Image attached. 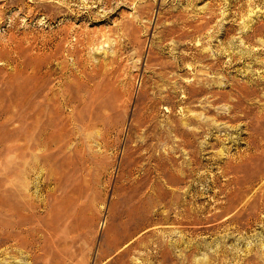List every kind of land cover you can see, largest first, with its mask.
Segmentation results:
<instances>
[{
	"label": "rangeland",
	"instance_id": "rangeland-1",
	"mask_svg": "<svg viewBox=\"0 0 264 264\" xmlns=\"http://www.w3.org/2000/svg\"><path fill=\"white\" fill-rule=\"evenodd\" d=\"M0 103V264H264V0H0Z\"/></svg>",
	"mask_w": 264,
	"mask_h": 264
},
{
	"label": "bare ground",
	"instance_id": "bare-ground-1",
	"mask_svg": "<svg viewBox=\"0 0 264 264\" xmlns=\"http://www.w3.org/2000/svg\"><path fill=\"white\" fill-rule=\"evenodd\" d=\"M255 87V86H254ZM254 89V88H253ZM259 94V93H258ZM257 94V95H258ZM1 104V103H0ZM5 115V110H4V108L3 107H1V105H0V128L1 127H4L6 124H7V121L8 120H6V119H4L3 118V116ZM1 199V198H0ZM1 202V201H0ZM4 207H2V204L0 203V224H3L2 223V221L4 220ZM3 226V225H2ZM4 227V226H3ZM6 227V226H5ZM0 231H1V233H0V235H3V228H0ZM0 238H2V237H0ZM5 238H7V237H5ZM4 238V239H5ZM7 240H8V238H7Z\"/></svg>",
	"mask_w": 264,
	"mask_h": 264
}]
</instances>
